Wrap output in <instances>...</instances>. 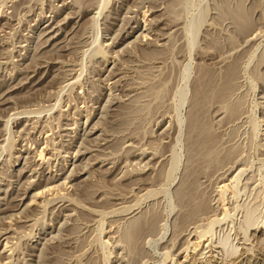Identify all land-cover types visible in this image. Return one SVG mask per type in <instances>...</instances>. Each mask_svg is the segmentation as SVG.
I'll return each instance as SVG.
<instances>
[{
    "label": "rangeland",
    "instance_id": "374dc122",
    "mask_svg": "<svg viewBox=\"0 0 264 264\" xmlns=\"http://www.w3.org/2000/svg\"><path fill=\"white\" fill-rule=\"evenodd\" d=\"M0 264H264V0H0Z\"/></svg>",
    "mask_w": 264,
    "mask_h": 264
},
{
    "label": "bare ground",
    "instance_id": "6f19581e",
    "mask_svg": "<svg viewBox=\"0 0 264 264\" xmlns=\"http://www.w3.org/2000/svg\"><path fill=\"white\" fill-rule=\"evenodd\" d=\"M41 155L43 156V154H41ZM42 156H41V157H42ZM42 158H43V157H42ZM198 203H199V202H198ZM203 206H204V205H203ZM193 207H194V206H193ZM196 207H197V206H196ZM200 207H201V206H200ZM203 209H204V208H203Z\"/></svg>",
    "mask_w": 264,
    "mask_h": 264
}]
</instances>
